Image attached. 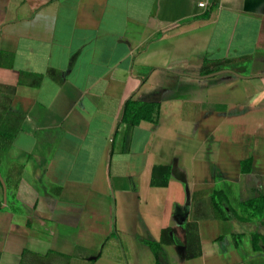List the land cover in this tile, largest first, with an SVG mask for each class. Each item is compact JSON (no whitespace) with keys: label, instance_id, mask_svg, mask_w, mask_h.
<instances>
[{"label":"crops","instance_id":"obj_1","mask_svg":"<svg viewBox=\"0 0 264 264\" xmlns=\"http://www.w3.org/2000/svg\"><path fill=\"white\" fill-rule=\"evenodd\" d=\"M260 197L264 0H0V264H264Z\"/></svg>","mask_w":264,"mask_h":264},{"label":"trees","instance_id":"obj_2","mask_svg":"<svg viewBox=\"0 0 264 264\" xmlns=\"http://www.w3.org/2000/svg\"><path fill=\"white\" fill-rule=\"evenodd\" d=\"M231 62L226 61H217V62H207L206 60L203 62V65L200 70V74L205 76L220 70H223L229 67ZM155 111V107L152 104L141 103L139 101L134 100L132 97L128 99L123 106V112L121 116V122L126 124L127 128H131L137 125L141 121L153 122V114ZM169 168L168 167H154L152 170V184L156 186L164 187L167 184V178L169 176ZM211 201L213 204V209L219 214L222 220H227L229 217L225 214V210L231 211L232 214L235 213L231 210L228 201L224 194L219 191H214L211 197ZM241 208L245 211H249L248 217H262V213L264 211V197L257 198L255 200H251L245 202L241 205ZM246 219V218H245ZM244 218H239L240 221H244ZM191 227L187 228L188 235V245H187V259L194 258L196 254L192 252V240L190 239ZM166 232H162L164 235ZM254 242V237H253ZM150 248L156 250L159 248L154 244L149 242L146 243ZM254 250L256 247H254ZM159 250V249H158Z\"/></svg>","mask_w":264,"mask_h":264},{"label":"water","instance_id":"obj_3","mask_svg":"<svg viewBox=\"0 0 264 264\" xmlns=\"http://www.w3.org/2000/svg\"><path fill=\"white\" fill-rule=\"evenodd\" d=\"M225 74H232V75H235V76H239L236 73H234V72H232V71H230L228 69H223V70H220V71H217V72L205 75V76H191V77L192 78H196V79H209V78H213V77H217V76L225 75Z\"/></svg>","mask_w":264,"mask_h":264},{"label":"built area","instance_id":"obj_4","mask_svg":"<svg viewBox=\"0 0 264 264\" xmlns=\"http://www.w3.org/2000/svg\"><path fill=\"white\" fill-rule=\"evenodd\" d=\"M199 6H200V7H204L205 5H204V4H200Z\"/></svg>","mask_w":264,"mask_h":264}]
</instances>
